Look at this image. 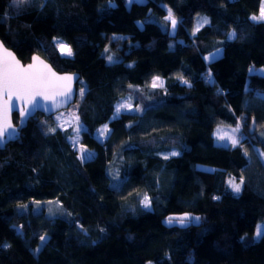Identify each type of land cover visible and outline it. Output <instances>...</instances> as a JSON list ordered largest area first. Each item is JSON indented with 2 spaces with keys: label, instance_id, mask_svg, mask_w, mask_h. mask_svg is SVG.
Returning a JSON list of instances; mask_svg holds the SVG:
<instances>
[{
  "label": "trees",
  "instance_id": "obj_1",
  "mask_svg": "<svg viewBox=\"0 0 264 264\" xmlns=\"http://www.w3.org/2000/svg\"><path fill=\"white\" fill-rule=\"evenodd\" d=\"M260 1L0 0L6 47L84 80L79 141L94 151L81 160L68 129L39 112L0 149V264H264V235L240 239L264 220V21L251 19ZM122 98L139 110L111 117ZM217 124H239L240 144H216ZM229 177H243L239 193ZM50 201L68 217L45 214ZM182 212L200 220L164 223Z\"/></svg>",
  "mask_w": 264,
  "mask_h": 264
},
{
  "label": "snow or ice",
  "instance_id": "obj_2",
  "mask_svg": "<svg viewBox=\"0 0 264 264\" xmlns=\"http://www.w3.org/2000/svg\"><path fill=\"white\" fill-rule=\"evenodd\" d=\"M24 0H13L14 4L23 3ZM252 20H264V0H261V7L259 11V16L253 15L251 17ZM166 21H170L171 27L174 30L177 26V19L173 15L171 9H168V15L165 17ZM207 19L205 18L204 23H207ZM230 37H235V32L229 33ZM59 49L62 54L72 55V49L70 46H67L63 43H60ZM0 49H3L2 43H0ZM4 55L0 57V142L5 140L6 134L9 133L11 129L13 132L12 124L9 120V111L14 106L13 98L15 100L21 101L25 104V107L20 110V114L24 117L29 112L28 105L32 107L39 106V101L36 99L37 97H43L44 99H51L55 102V97L57 95L64 96L67 93L71 92V82L73 77L70 75L65 76H57L54 72H52L51 68L47 65L43 64L42 61L39 60V57H33V63L28 65L27 67H23L20 65V62L12 56L11 53L7 51V49H3ZM219 50H217V54ZM215 54H210L209 57L205 59H211ZM109 60H112V57H108ZM40 65V67H38ZM209 78L211 77V73H208ZM183 83L188 84L187 80H184L180 77ZM153 88L158 86H163V82L159 77H154L152 80ZM84 94V89H80V95ZM122 108H130L128 104H120L116 107V113L119 114ZM78 120V118H77ZM240 125L237 124L235 128L231 131L233 134H229L225 132L223 128L217 129V138L219 140H227L230 141L233 147L240 144V140L234 135V133L239 132ZM51 131H55V129H51ZM77 132V137L80 132V128L77 127L75 129ZM109 129L107 125H105L102 129L99 130L101 136L108 133ZM73 142L76 143L77 138H72ZM81 159L87 155L86 149L83 147L80 148ZM247 154V153H246ZM171 156L178 155L177 152L170 153ZM261 156H264V152L261 153ZM165 159H168L169 156H165ZM244 183L243 177L240 178L239 183L235 181V179L229 180V185L233 189L234 192L239 193L241 190V185ZM39 203V202H37ZM144 208L151 207V198L145 193L143 195V199L141 201ZM20 207H26L21 205ZM195 220L199 221L200 217H190L189 214L185 213L182 216H170L167 218L166 223L169 225L174 222L179 223L180 225H185L186 223ZM264 235V232L261 231V226H257L256 236L260 237ZM41 242L46 240V236L42 235L39 237ZM39 248H37V251Z\"/></svg>",
  "mask_w": 264,
  "mask_h": 264
},
{
  "label": "rangeland",
  "instance_id": "obj_3",
  "mask_svg": "<svg viewBox=\"0 0 264 264\" xmlns=\"http://www.w3.org/2000/svg\"><path fill=\"white\" fill-rule=\"evenodd\" d=\"M137 1H139V2L141 1L142 2L143 0H137ZM259 11H260V9H259ZM200 15H202V14H200ZM255 15L259 16V12L257 14H255ZM196 17L197 18H196V22L195 23L197 24L198 16H196ZM203 17L206 18V16H204V15H203ZM138 24L141 25V22L138 21ZM54 40H55V43H56L58 49H59V46L58 45L60 43H63L65 45L69 46L67 43H65L64 41H62L60 38H56L55 37ZM59 51H60V49H59ZM220 52L221 51L219 50V53L218 54H217V51H215V52H213L211 54H215L214 57H216V56H218L220 54ZM60 53H61V51H60ZM63 55H66V54H63ZM67 56H69V55H67ZM209 56H210V54L207 57H209ZM256 71L264 74V70L262 68H257ZM154 77H156V76H153L151 78L150 84H152V80H153ZM160 80H161V78H160ZM81 88H83L84 91L86 89V85H85V82H84L83 79H80L79 80L78 87L76 88L77 97H81V95H80V89ZM77 104H78V102L77 101H74L67 108L55 112L54 114H52V120H53L54 125L58 126L59 128H62V129L63 128H67L68 129V132H69L68 138H69V140L71 142V145L77 150L78 156H79L80 159H81L80 148L83 147L84 149H86L87 155H85V157L83 158V159H85V158L91 157L93 155L94 151L92 149H90V148H87L86 146H84L83 144H81L80 141H79V138H80V135H81V130L84 128V125L82 124V122L78 118V115H77ZM120 104H128V105H130V108H122L120 111H123V110L137 111V110H139L137 107H132V105H131V103H130V101H129L128 98H122V99H120L116 103L115 109H114L111 117H115V116L118 115L116 113V107H117V105H120ZM77 118H78V120H77ZM105 125L106 124H101L97 128V130L94 132V137L96 139L102 140L106 136L107 133L105 135H103V136H101L100 133H99V130L102 129ZM236 126H237V124H235V125L217 124L213 128V131H212V136H213L214 142L216 144H221V145H224V146L231 145L230 141H227V140H219L217 138V134H216L217 133V129L218 128H223V130L225 132H228L229 134H233L231 130L233 128H235ZM77 127L80 128V132H79L78 137H77V132L75 131V129ZM237 133H234V135L236 137H237ZM72 138H77V141L78 142L74 143ZM199 166L206 167V165H202V164H199ZM208 168H210V167H208ZM230 179H233V177H229L227 179V184H228L229 187H230V185H229V180ZM235 181L237 183H239L240 180L239 181L238 180H235ZM39 209H40V205H34L33 206V210L37 211ZM44 212H45V214H47L49 216H62V217H68V213H69L68 210H66L61 205V203L58 202V201H50V202H47L46 205H45ZM185 213L189 214V216L190 217H193V218L194 217H199L198 214L191 213V212L174 213V214L167 215L164 218V223H166L167 218L170 217V216H176V217H178V216L184 215ZM190 222H198V221L192 220ZM174 223L179 224L177 222H174ZM166 224H168V223H166ZM257 226H261V231L263 232L264 231V220L258 221L257 224L254 227V230L251 233H249V234H245V235L243 234V235H241L240 236V239L244 240L245 242H251V241L257 240L259 238V237L256 236Z\"/></svg>",
  "mask_w": 264,
  "mask_h": 264
},
{
  "label": "water",
  "instance_id": "obj_4",
  "mask_svg": "<svg viewBox=\"0 0 264 264\" xmlns=\"http://www.w3.org/2000/svg\"><path fill=\"white\" fill-rule=\"evenodd\" d=\"M0 43H2L3 49H7V51L11 53L12 56H14L15 59L18 60L20 62V65L23 67H27L28 65L32 64L33 63L32 58L35 56V57H39V60L42 61L43 64L51 68L52 72H54L57 76L70 75L73 77V80L71 82V92L67 93L64 96L57 95L55 97V102L51 99L46 100L43 97H37L36 99L39 101V106L32 107L31 105H28L29 112L24 117L21 116L20 110L25 107V104L13 98L14 106L9 111L8 116H9L10 123L12 124V127L13 129H15V131L13 132L10 129L9 133L6 134L5 140L3 142H0V149H2L6 143L13 141L17 138V136L19 135L20 127L23 124H25L27 119L33 116L36 112H39L43 114L44 116H50L59 110L67 108L72 102H74L76 98V88H77L76 83L79 79V73L75 71H58L47 60H45L42 56H40L37 53H32L29 60L23 63L10 48L6 47L3 44L1 39H0ZM3 49H0V57L4 55ZM38 67H40V65H38ZM13 113L17 115L16 123H14L12 119Z\"/></svg>",
  "mask_w": 264,
  "mask_h": 264
},
{
  "label": "crops",
  "instance_id": "obj_5",
  "mask_svg": "<svg viewBox=\"0 0 264 264\" xmlns=\"http://www.w3.org/2000/svg\"><path fill=\"white\" fill-rule=\"evenodd\" d=\"M260 6H261V1H260ZM260 6H259V9H260ZM259 12V11H258ZM258 21H264V20H258Z\"/></svg>",
  "mask_w": 264,
  "mask_h": 264
},
{
  "label": "built area",
  "instance_id": "obj_6",
  "mask_svg": "<svg viewBox=\"0 0 264 264\" xmlns=\"http://www.w3.org/2000/svg\"><path fill=\"white\" fill-rule=\"evenodd\" d=\"M206 79H208V76H206Z\"/></svg>",
  "mask_w": 264,
  "mask_h": 264
}]
</instances>
